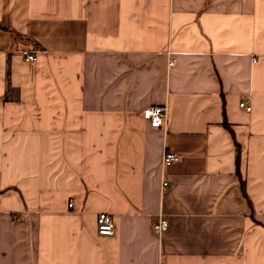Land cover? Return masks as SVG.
Returning a JSON list of instances; mask_svg holds the SVG:
<instances>
[{
  "label": "crops",
  "instance_id": "obj_1",
  "mask_svg": "<svg viewBox=\"0 0 264 264\" xmlns=\"http://www.w3.org/2000/svg\"><path fill=\"white\" fill-rule=\"evenodd\" d=\"M0 26V264H264V0H0Z\"/></svg>",
  "mask_w": 264,
  "mask_h": 264
},
{
  "label": "built area",
  "instance_id": "obj_2",
  "mask_svg": "<svg viewBox=\"0 0 264 264\" xmlns=\"http://www.w3.org/2000/svg\"><path fill=\"white\" fill-rule=\"evenodd\" d=\"M20 55L23 58V60L27 63L35 62L36 58L34 55V52H31L29 50H21ZM174 61L170 60L168 62V67L173 66ZM241 108H244L246 111H250L249 107H246L244 103H240L239 105ZM142 117L149 121V124L152 128H163L165 130L166 128V120L168 117V109L167 106H154L149 107L143 110ZM179 162V157L168 150H164L162 154V168L165 169L166 167L176 164ZM168 187V183L166 180L162 179L161 182V189L166 190ZM69 207L72 206L70 203L68 205ZM114 219L112 218V215L107 212H100L97 214L96 218V224H97V232L100 236H112L115 234V225H114ZM168 222L165 218H163L161 215L158 217L157 221L153 223L152 229L153 232L158 235L159 237L162 235L164 231L168 228Z\"/></svg>",
  "mask_w": 264,
  "mask_h": 264
},
{
  "label": "trees",
  "instance_id": "obj_3",
  "mask_svg": "<svg viewBox=\"0 0 264 264\" xmlns=\"http://www.w3.org/2000/svg\"><path fill=\"white\" fill-rule=\"evenodd\" d=\"M3 30L7 31L8 28L6 27H2L0 26ZM9 31V30H8ZM226 128L229 129V126L226 125ZM229 131L231 132V135L234 139V135L231 131V129H229ZM234 142H235V145H236V149H237V153H236V174H237V177H238V184H239V187H240V191H241V194L243 195V198L246 200V203L247 205L250 207V201L248 199V195H247V192H246V182H245V179L244 177L242 176V174L240 173V169L239 167H241L239 164H240V154H239V146L238 144L236 143L235 139H234Z\"/></svg>",
  "mask_w": 264,
  "mask_h": 264
}]
</instances>
